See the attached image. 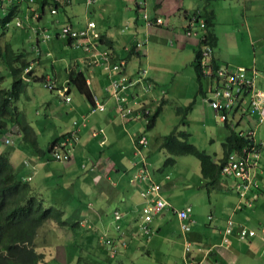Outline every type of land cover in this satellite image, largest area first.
Listing matches in <instances>:
<instances>
[{
  "label": "crops",
  "instance_id": "crops-1",
  "mask_svg": "<svg viewBox=\"0 0 264 264\" xmlns=\"http://www.w3.org/2000/svg\"><path fill=\"white\" fill-rule=\"evenodd\" d=\"M145 2V12L152 18L161 17V24L146 25L142 18L143 11L137 7L136 0H93L91 3H87V0H35L38 17L29 18L22 27H46L51 23L54 28H46L53 33L51 39L40 41L32 31L18 27L21 30H18L17 45L9 43L21 48L32 67L33 76L50 77L57 89L48 91L42 80L29 82L25 94L18 99L17 106L30 123L35 141L24 139L19 129L12 126L10 130L13 133H1L4 134L0 137L1 142L6 138L12 141L11 144H5L12 151L5 152L8 153L15 172L22 173V178L44 199L45 205L58 206L69 222L74 219L84 224V219L98 225V218L106 210L121 212L120 223L112 219L106 229L108 235L115 237V264H132L131 261L135 264L134 261L140 254L148 257L156 255V248H159L157 252L161 255V263L180 264L183 260L184 236L193 243L190 254L193 262L206 258L211 264L264 263V239L259 234L244 241L235 236L241 224L256 230L264 228V219L259 214L261 207H264V161L261 162V171L257 173L260 189L248 193L251 206L247 207L240 204L235 179L219 173L217 182L208 185L209 178L201 174L199 161L189 155L177 156L175 163L189 166L186 173L178 167L170 169L169 173L162 166L167 153L159 147L160 138H155L156 144L153 146L149 141L148 147L143 150L146 167L154 179L161 183L162 195L174 209L190 207L187 220L190 230L184 235L180 230L181 237L178 239H169L167 234L162 238L158 237L166 227L157 222L159 219L155 220L160 216L164 218L166 213L176 217V213L169 210L163 211L152 222V236L140 233L138 223L144 204L140 189L144 183L130 181V178L141 167L140 158L133 153V143L139 135L147 136V125L140 118L122 121L115 110L113 97L105 91L109 82L107 72L100 66L89 64L87 53L83 49L75 48L68 39L57 36L60 27L66 24L80 29L88 21H94L99 34V48L108 49L114 58L126 59L125 73L129 77L137 76L141 69H145L147 79L153 82L154 89L156 82L159 85L171 82L164 73L167 68L186 67L189 71V85L196 88L199 83L192 71H196L195 64L198 65L199 51L203 45L200 38L207 34V29L197 31L194 36L185 35L188 17L198 12L209 22L208 30L212 32L214 39L213 43H209L212 49L210 63L214 67L256 68L254 62L253 66H246L249 65L246 48L249 45L253 48V42L263 38L264 0ZM11 4L15 7L13 18L30 15L32 6L28 0H13V3L4 4L5 10L0 11H8ZM51 8L56 10L55 14L50 13ZM9 28L3 36L7 35ZM27 39L32 41L33 48L29 57V52L23 46L25 44L20 46V41L24 43ZM136 42L141 43V46L135 47ZM80 72L86 79L92 100L104 104L103 111L88 113L92 101L69 83V75ZM141 86L127 91L129 99L132 101V93H139L145 100H154L158 102L156 106L160 105L162 94H154L153 91L154 99L149 97L152 96L151 91L145 93ZM208 86L207 80L205 88L202 84L199 86L203 103H207L203 94L208 91ZM61 89H67L66 95L70 100L60 94ZM209 108L214 115L210 105ZM249 126H254V120L243 116L240 127L246 129ZM72 130L76 131L78 138L70 159L55 161L51 157V146ZM260 132L264 135V126L258 127L256 132L257 137H264ZM12 134L18 137V141L14 139V144ZM221 157L222 154L213 160L218 161ZM180 184L183 185V195H186L183 200L176 196ZM214 192L217 194L215 198ZM229 192L233 195H229ZM195 201L199 204H195ZM207 212L208 226H203ZM228 218L234 222V231L229 236V243L224 244L222 236ZM115 223L121 224V233L113 230ZM92 228L96 230L94 226ZM122 239L127 241L124 248L120 247ZM76 242L81 243L77 238L65 240L64 247L67 243L71 246ZM103 261L106 259L101 258L99 264H106Z\"/></svg>",
  "mask_w": 264,
  "mask_h": 264
},
{
  "label": "built area",
  "instance_id": "built-area-1",
  "mask_svg": "<svg viewBox=\"0 0 264 264\" xmlns=\"http://www.w3.org/2000/svg\"><path fill=\"white\" fill-rule=\"evenodd\" d=\"M92 1L87 0V3H91ZM136 1L137 7L143 11L142 18L146 25L161 24L163 22L161 17L152 18L145 12L143 8L146 3L145 0ZM6 3H13V0H0V8L2 10H5L3 6ZM28 3L32 6L30 7V15L25 17L15 16L11 21L14 27H22L24 22L29 21V18L38 17L39 11L37 7L35 8V0H28ZM50 13L55 14L56 10L51 8ZM30 28L40 41L51 39V34L48 33L45 27L31 25ZM199 30H206V20L196 12L188 17L184 31L185 35L194 36ZM57 36L68 39L75 48L83 49L87 53V62L89 64L100 66L107 72L109 82L105 87V91L113 97L115 110L122 121L140 118L146 125L149 124L150 115L154 110L151 107H155L157 102L154 100H139L143 98L139 93H132L131 101L128 97L129 95H127L129 89L141 85L143 92L151 91L154 84L147 79V71L145 69H141L137 76L129 77L125 73L126 59L114 58L108 49L99 48V34L96 31V23L94 21H88L80 29L66 24L60 27ZM200 39L203 45L199 51L198 65L200 66L202 77L208 81L209 85L208 91L203 94L204 101L213 109L218 120L231 129L234 117L239 113H242V117L248 116L254 120V126H249L245 129V136L249 139L248 144H245L240 149L229 152L220 169L221 175L237 181L236 189L240 197V204L250 207L251 201L249 200L248 193L259 189L260 184L257 173L261 171V162L264 161V138L256 136L257 128L264 126V89L260 88L257 83L259 72L256 68L214 67L210 63L212 49L209 43L206 42V34H203ZM140 46L141 43H135V47ZM31 68V65H28L22 72V80L25 83L31 82V75H29ZM42 84L49 90L57 89L50 77H43ZM66 91L67 89H61L60 94L66 100H70V97L66 95ZM160 93L162 94L163 90H160ZM104 109L103 103L92 100L88 113L103 111ZM233 129L241 135L237 125ZM77 138L75 130L65 133L51 146V157L56 161L69 160ZM4 143L11 144L12 141L10 138H6L4 139ZM147 145L148 139L145 134L139 135L133 143V153L140 158L141 167L136 173L131 175L130 181L136 180L144 183L140 189V195L144 204L140 212L138 230L142 235L147 237L152 236L154 234L152 227L154 219L163 211L172 210L176 213L179 228L184 235L190 230V224L187 221L190 207L176 210L162 195L161 184L154 179L152 173L146 167L143 150L147 148ZM112 217L114 221H120L122 214L119 210H113ZM113 230L121 233V224H113ZM233 231L234 222L231 218H228L223 230L222 243H229V236L233 234ZM258 234L264 239V228L256 230L241 224L236 230L235 236L238 240L244 241ZM98 241L108 247L110 257H115L117 248L115 237L104 232L98 236ZM126 245L127 241L122 239L120 246L124 248ZM192 248L193 243L184 236L183 260L180 264H211L206 258L193 262L190 258Z\"/></svg>",
  "mask_w": 264,
  "mask_h": 264
},
{
  "label": "trees",
  "instance_id": "trees-1",
  "mask_svg": "<svg viewBox=\"0 0 264 264\" xmlns=\"http://www.w3.org/2000/svg\"><path fill=\"white\" fill-rule=\"evenodd\" d=\"M11 5L12 7L3 13L0 8V40L14 16L15 7L13 4ZM206 23L207 43H213V34L208 30L209 22L207 20ZM3 65L5 68H2ZM28 65L29 62L21 48L14 47L9 42L0 44V137L2 132L8 133L11 131L10 127L16 126L23 134L24 139L35 141L30 123L17 106L18 99L25 94L29 84L22 80V72ZM195 70L197 79L200 81L203 78L200 66L195 64ZM5 72L8 75V87L3 86L6 80ZM32 73V71L29 73L31 81L43 79V77L33 76ZM69 76V83L75 86L88 100L92 101V94L83 74L81 72L71 73ZM139 100L147 101L144 98ZM161 104L154 107L147 129L154 125ZM189 108L190 105L187 109ZM177 110L178 113L182 111L180 108ZM225 126L228 128L227 125ZM11 132L13 133V131ZM188 136V132L177 130V127L162 136L159 147L167 153L162 166L174 165L177 156H193L199 161L203 177L209 178L208 185L217 182L221 165L225 162L228 153L240 149L249 142L247 137L240 136L235 129L230 128L229 134L222 142V157L218 161H214L211 154L189 143L187 141ZM22 176V173L15 172L8 153L0 152V264H42L46 262L45 256L35 248V239L39 229L46 222H52L60 227L74 228L78 226L77 222L72 223L65 219L63 210L58 206L45 205L44 199L33 190L30 183L24 180ZM67 244L69 245V243ZM72 245L76 246V244ZM76 262L80 264L78 260Z\"/></svg>",
  "mask_w": 264,
  "mask_h": 264
},
{
  "label": "rangeland",
  "instance_id": "rangeland-1",
  "mask_svg": "<svg viewBox=\"0 0 264 264\" xmlns=\"http://www.w3.org/2000/svg\"><path fill=\"white\" fill-rule=\"evenodd\" d=\"M252 19V16L250 17ZM13 26V24L11 23ZM11 25H8V33L7 35L1 37L0 44L6 42H11L13 45H17L18 43V28H12ZM42 26V25H41ZM23 29H27L26 27H21ZM45 28L52 29L51 23ZM30 29V28H29ZM28 31H32L31 29ZM263 38L256 40L253 42V48H246L247 52V60L249 61L250 66L255 63L254 66L257 68L259 72L258 77V86L264 89V29H263ZM49 34H53L50 30H48ZM20 38V37H19ZM32 41L27 39L23 43L26 51H28V57L32 54ZM170 45V43H169ZM253 66V65H252ZM237 67V66H234ZM2 68H5L3 65ZM188 70L186 67H174L167 68L165 76L171 79V82L168 85H159L157 82L155 83V88L151 89L150 95L159 94L160 90H163L162 98L163 101L161 104L160 111L157 113L155 118V125L151 128L146 129V134L148 140L151 141L152 146L156 144L155 138L159 137L160 141L162 136L171 132L174 127H177V130H183L189 133L188 142L194 144L199 149L205 150L207 153L211 154L213 158L220 156L222 154V142L225 137L229 134V129L225 126L224 123L218 120L217 116L211 112L209 105L207 103H203L200 99V84H202L203 88L206 87V79H200L198 81V86L196 88L189 85L188 82ZM192 73L196 74L193 70ZM6 80L3 84L4 87H8L9 80L7 79L8 75L5 72ZM174 76V77H173ZM31 85H29L30 87ZM47 89V88H46ZM55 90V89H54ZM49 91V89H48ZM22 97V96H21ZM155 99V97L149 96ZM158 103V102H157ZM190 105V108L187 107ZM178 108L182 111L178 113ZM154 109V106L151 107ZM242 123V113H239L234 117V122L232 123V129L234 126H238V131L241 133L240 136L246 138L245 129L240 127ZM249 130V129H248ZM261 136H264L261 134ZM3 136V135H2ZM13 138V144L15 142L14 139L18 141V137L16 134L11 135ZM264 138V137H263ZM16 143V142H15ZM149 144V142H148ZM7 145V144H6ZM3 142L0 141V152L2 151H12L9 147L6 146ZM23 157H26L25 153H22ZM192 159L195 161L196 158L193 156ZM153 158V157H152ZM166 157L163 158V162ZM56 161V160H55ZM162 164V163H161ZM163 165V164H162ZM178 167L180 171L187 172V168L189 166L182 165L181 163L177 165H168L163 166L164 169H167L170 173V169ZM190 173V172H189ZM183 187L182 184L179 185L180 190L176 193L178 199L183 200L186 195H183L184 192L181 191ZM214 192V198L217 194ZM229 195L230 192L228 193ZM213 203V201H211ZM195 204H199L195 201ZM178 208V207H177ZM178 210V209H176ZM112 212L111 210H106L105 214L102 217L98 218V225L96 223H90L88 221H84V224L79 220H74L72 223L77 222L78 226L74 228L70 227H60L54 226L52 222L45 223L40 229L35 239V248L38 252L44 254V260L46 262L42 264H77V260L80 264H99L101 258L106 259L103 261L106 264H115V257H110V251L107 246L103 245L98 241V236L108 229L110 222L112 221ZM207 212L205 214V221L203 222V226H208ZM260 217L264 219V207L262 206L260 209ZM97 216V215H95ZM101 216V215H100ZM169 217V218H168ZM65 218V217H64ZM159 219V220H158ZM158 220V221H157ZM121 221V220H120ZM120 221H118L120 223ZM155 221L161 223L162 227L165 226L166 229L159 235L158 237H163V235L167 234V237L170 239H178L181 237V232L179 228V222L174 216V214L166 213V216L158 217ZM90 226V227H88ZM95 227L94 230L92 227ZM161 227V228H162ZM84 230L81 231V229ZM189 232V231H188ZM187 232V233H188ZM158 233V231H157ZM186 233V234H187ZM109 234V232H108ZM84 235H87L84 236ZM114 235V234H113ZM80 236V237H79ZM77 238L81 243L76 242L75 245L66 244L64 247L65 240L72 241ZM186 238V237H185ZM157 245L160 247L159 242ZM75 246V247H74ZM161 247H164L161 245ZM157 251L159 248H156ZM156 251V255L152 254L151 257H148L146 254H140L136 260L135 264H163L161 263V255ZM73 257V259H72ZM51 258V259H49ZM108 259V261H107ZM131 260V259H130ZM133 264V261H131Z\"/></svg>",
  "mask_w": 264,
  "mask_h": 264
}]
</instances>
